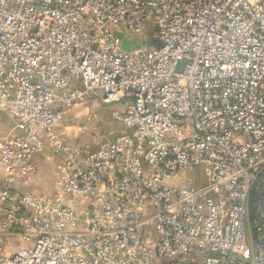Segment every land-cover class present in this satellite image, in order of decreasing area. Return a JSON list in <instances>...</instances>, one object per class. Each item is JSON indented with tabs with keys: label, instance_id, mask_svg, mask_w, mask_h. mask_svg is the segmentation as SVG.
Listing matches in <instances>:
<instances>
[{
	"label": "built area",
	"instance_id": "built-area-1",
	"mask_svg": "<svg viewBox=\"0 0 264 264\" xmlns=\"http://www.w3.org/2000/svg\"><path fill=\"white\" fill-rule=\"evenodd\" d=\"M0 111V264H264V0H0Z\"/></svg>",
	"mask_w": 264,
	"mask_h": 264
},
{
	"label": "rangeland",
	"instance_id": "rangeland-1",
	"mask_svg": "<svg viewBox=\"0 0 264 264\" xmlns=\"http://www.w3.org/2000/svg\"><path fill=\"white\" fill-rule=\"evenodd\" d=\"M151 33L150 31L144 38H135L137 40V47L140 45L144 47L145 45L151 46L153 40ZM114 110L124 112V104H104L99 97L80 102L70 109L61 130L64 132V135L69 137L72 144L82 146L89 144L94 135L107 133L118 134L121 131L122 124L114 119ZM65 125L67 128L64 129ZM9 126L12 132H14L12 121H10ZM85 127H89V131L92 130V133L85 131ZM44 153L50 154V150H46ZM201 180L199 178L198 182Z\"/></svg>",
	"mask_w": 264,
	"mask_h": 264
},
{
	"label": "crops",
	"instance_id": "crops-1",
	"mask_svg": "<svg viewBox=\"0 0 264 264\" xmlns=\"http://www.w3.org/2000/svg\"><path fill=\"white\" fill-rule=\"evenodd\" d=\"M10 121L13 119L0 111V136H9L16 133L14 129L12 132L9 126ZM38 172L31 179L26 182L16 183V187L24 191H32L35 193L52 194L56 189H58V184L56 181L55 170L56 164L52 160L50 154L42 153L37 157ZM4 177V172L0 167V183Z\"/></svg>",
	"mask_w": 264,
	"mask_h": 264
},
{
	"label": "water",
	"instance_id": "water-1",
	"mask_svg": "<svg viewBox=\"0 0 264 264\" xmlns=\"http://www.w3.org/2000/svg\"><path fill=\"white\" fill-rule=\"evenodd\" d=\"M132 46H133V42L132 41L127 40V39L123 41V49L130 50ZM183 66H184V62H179L178 63V69L179 70H182Z\"/></svg>",
	"mask_w": 264,
	"mask_h": 264
}]
</instances>
